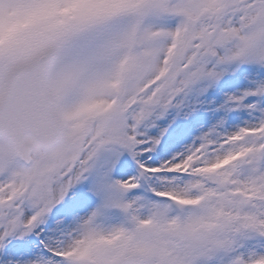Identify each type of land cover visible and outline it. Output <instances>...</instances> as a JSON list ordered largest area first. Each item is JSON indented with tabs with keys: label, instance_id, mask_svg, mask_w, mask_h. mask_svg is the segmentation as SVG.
<instances>
[{
	"label": "snow or ice",
	"instance_id": "1",
	"mask_svg": "<svg viewBox=\"0 0 264 264\" xmlns=\"http://www.w3.org/2000/svg\"><path fill=\"white\" fill-rule=\"evenodd\" d=\"M0 264H264V0H0Z\"/></svg>",
	"mask_w": 264,
	"mask_h": 264
}]
</instances>
